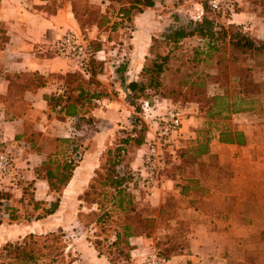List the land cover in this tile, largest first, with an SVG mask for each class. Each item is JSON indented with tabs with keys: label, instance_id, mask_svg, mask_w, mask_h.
I'll return each mask as SVG.
<instances>
[{
	"label": "crops",
	"instance_id": "crops-1",
	"mask_svg": "<svg viewBox=\"0 0 264 264\" xmlns=\"http://www.w3.org/2000/svg\"><path fill=\"white\" fill-rule=\"evenodd\" d=\"M52 1L54 12L47 9ZM239 4L241 8L229 22L239 23L255 34L256 18H261L259 23H262L264 17H258L251 0H240ZM68 30L79 31L70 0H0V141L12 146L14 172L26 179H32L34 169L54 152L58 137L72 134L74 117L61 118L55 109H49L46 99L47 95L64 93L68 73L82 72L73 60L55 53V40ZM138 31L137 27V36L132 40V58L122 74L128 79L121 86L106 88L108 94L101 97L99 106L92 110L102 125L94 136L98 144L86 151L74 170L72 179L62 191L58 210L66 204L75 183L76 196L88 186L99 161L100 144L122 127L118 122L121 116L125 117L123 113L129 106V90L125 83L138 77L151 44L150 40L139 37ZM20 72H37L47 80L42 86L23 91L22 101L30 106L27 116H12V111L7 116L9 78ZM115 72L120 74L116 69ZM227 89L216 88L210 92L211 95H234L233 90ZM154 101L153 106L158 110L160 103L171 100L155 98ZM197 104L187 102L185 108L189 115L183 119L178 134L166 143L172 153L171 162H177L176 148H190L197 142L198 130L207 128L206 118L194 110ZM237 106L252 109L234 112L221 120L218 128H212L209 152L199 158L201 163L194 167L183 164L169 175H160L155 186L142 187L143 191L133 189L138 190V199L154 210L151 215L154 224L160 217L165 222L158 225L139 222V234L130 237L132 264H151L148 258L144 259L143 251L156 250L158 239L171 242H162L164 247L171 245V252L170 257L159 264L188 261L192 264H238L248 250L259 249L264 254V99L255 98ZM28 120H32L31 127L37 132H26L17 140L15 134L25 131ZM147 126L148 135L145 142L134 149L133 158L126 166L129 169L141 165L147 143L155 134L156 124L152 122ZM220 130L243 131L245 143H221ZM35 187V197L47 199V182L39 179ZM148 216L142 215V219ZM94 264L110 262L95 251Z\"/></svg>",
	"mask_w": 264,
	"mask_h": 264
},
{
	"label": "trees",
	"instance_id": "trees-1",
	"mask_svg": "<svg viewBox=\"0 0 264 264\" xmlns=\"http://www.w3.org/2000/svg\"><path fill=\"white\" fill-rule=\"evenodd\" d=\"M52 2L53 3H50L47 7L50 12H54L56 9L54 1ZM70 2L72 12L78 24L92 21V23L97 26H101L108 23L110 20L106 14L107 12L102 13L100 8L89 0H70ZM154 3V0H130L128 6H120L116 14V16H118L116 17L117 19L113 20L110 24L111 29L114 30L117 25L124 20L130 21L134 11L142 12L144 7H152ZM205 8H207L206 5H204V9ZM200 18L201 19L195 22L194 26L190 29L175 27L164 33L162 36L165 45H177L181 39L197 34L206 39V57L211 58L218 53V62L230 61L239 64L241 60L238 54H252L260 59L261 66L264 67V39L253 36L240 25L232 22L226 24L219 23L205 14ZM100 49L101 45L96 44L95 50ZM93 54L94 53H92V55ZM152 55L153 57L150 58L147 63L144 61L138 77L125 83L129 90L127 99L128 104L133 108L129 119V127H119L117 132L122 134L115 135L112 145L109 147L107 146L105 150V173L99 182L101 186L110 189L112 208H103V201H95L100 205V210L102 209V212L95 220V225H98V227L100 225V231H93V239H91L89 235L87 237V240L91 242L98 255H103L110 264L133 263L130 252V237L138 235L139 233L135 228V219L125 218L122 216V213L128 211L139 212V208L135 206V201H141L142 199H138V195L134 196L127 190L130 172L125 170L124 167L131 162L134 149L140 147L145 142L148 135V126L141 116L145 103L149 105L153 102L154 97L161 95L166 99L180 98L186 102H196L201 105V107L203 104H208L205 108L206 116H204L206 122H208L207 128L198 130L197 142L190 148H176L175 156L177 162L165 161L160 175H169L170 172H173L172 170L181 168L183 164L184 166L188 165L193 167L198 164L199 158L203 154L209 152L210 132L212 128H218L217 126L221 120L229 118L234 112L252 109L240 108L237 106L238 104L249 102V100H254L255 98L258 101L264 98V79L261 82H238L241 88L233 90L234 95L231 96L220 94L210 96L208 94V89L203 88L204 83L195 80H188L189 86L192 87L195 85L200 87V85H202L201 88L169 87V85L163 81V74L170 64L169 53H155ZM126 65L127 64L121 62L115 68L116 71L121 74L120 80L122 82H125V78L122 74L126 70ZM245 67L249 68L251 65H246ZM101 71L102 62L94 60L93 55L90 57L86 69L82 70V75L78 71L67 74L65 77L64 93L46 96L51 111L55 109L60 114L61 118L66 116L74 117L72 134L70 136L57 138V150L54 153L48 154L46 159L34 169V177L32 179L20 177L16 173L7 185H4L5 187L3 190L0 189V192H5V194H1L2 198H14L17 202L24 201L31 203L35 210L41 209V212L34 216L35 220L50 216L58 210L62 191L72 179L74 170L80 164L86 153L82 146L83 139L78 136V133L85 132V130L99 123L98 117L92 114V110L99 106L98 101L101 97L108 94L106 88H87L86 85L93 86L96 82L95 77L97 73ZM46 80L47 77L37 72H20L10 77L8 98L5 103V114L8 116L9 112L12 111V116L23 114L27 116V110L30 106L25 101H22L23 91L33 90L42 86L45 84ZM234 96L235 98L230 102L228 98ZM31 123H33L32 120H28L24 127L25 131L15 134L17 140L26 132L31 134L37 132L34 127H31ZM219 141L228 144H244L245 135L241 130H220ZM94 175L97 176L96 168L94 170ZM39 179H43L47 182L48 191L52 195L50 200L43 201L35 197V182ZM93 188L94 184L92 182L89 183L88 190L83 192L84 196H87L89 189L91 190ZM105 193L108 192H103V197L107 195ZM42 204L44 206L41 207ZM146 204L150 206L148 203ZM14 210V207L2 209L10 219L17 218L13 213ZM112 212L118 216L117 220L114 221L118 229L111 235V239L107 238L106 235L101 237L100 233L103 231L102 227H105L108 220L111 222L113 221ZM136 214L137 220L140 221L142 219L141 214ZM150 219H152V217L148 216L147 221ZM1 223L2 221L0 220V224ZM60 228L59 226V230L61 231ZM28 235L31 237L33 234L30 232ZM54 235L55 234L52 233L46 236L48 243L45 244L47 250L44 255L47 258L62 254L60 252L62 244L59 240H54V237H56ZM26 236L24 237L22 246L14 244V246H12L13 248H9L11 249L9 251H13L12 258L17 261L16 264H37L39 248L33 241L27 240ZM8 245L11 247V242H9ZM170 252L171 250L169 248L164 247L158 251V255L166 260L170 257ZM51 259L55 260V258ZM62 259L63 257L61 255L60 260ZM53 260H50V262L46 264H50ZM61 264H64L63 260ZM185 264L192 263L188 261ZM238 264H264V254L259 249L248 250L244 254L243 261Z\"/></svg>",
	"mask_w": 264,
	"mask_h": 264
},
{
	"label": "rangeland",
	"instance_id": "rangeland-1",
	"mask_svg": "<svg viewBox=\"0 0 264 264\" xmlns=\"http://www.w3.org/2000/svg\"><path fill=\"white\" fill-rule=\"evenodd\" d=\"M89 1L97 5L102 13L107 12L106 14L110 20L108 23H105L101 26H97L96 24L92 23V21L78 24L79 31L77 33L79 34L80 38L83 39L91 52L94 53V60L102 62V71L97 73L95 77L96 82L93 84V86L86 85L87 88H116L115 86L122 85L120 74L115 72V68L121 62L128 64L131 60L133 50L132 40L135 36H137V27L139 28L138 36L144 40H150L151 42L149 51L145 55V63H147L150 58L153 57L152 54L169 53L170 64L168 69H166L163 74V81L169 85V87L201 88L202 85H200V87L195 85L190 87L188 80L201 81L204 83L203 88H207L208 94L212 96V91L210 92L212 89L228 88L229 90H237V88H241L238 85V82L240 81L261 82L264 79V67L261 66L260 59L256 58L252 54H238V57L241 60V63L239 64L230 61L220 63L218 62V53H216L211 58L205 56L206 39L200 37L197 34L181 39L177 45H165V42L163 41L164 39L162 35L164 33L175 27H185L190 29L194 26L195 22H198L201 19L200 17L203 14L214 19L216 22L224 24L228 23L230 20H233L235 13L241 8V5L239 4L240 0H238L235 4L234 11L227 14L213 12L209 8H203L202 11V6L197 0H154V6L144 7L142 12L134 11L130 21L124 20L118 24L114 30L111 29L110 24L113 20L117 19L116 17L118 16H116V14L118 8L120 6H128L130 0ZM251 1L256 6L255 9L259 15L258 17H264V0ZM136 16L139 17L136 18ZM260 20L261 18H256L254 30L256 33H260L261 36H258L256 33H251V30L248 32L257 38L264 39V18L262 23H259ZM234 24L240 25L239 23L235 22ZM240 26L242 27V25ZM96 44L101 45L100 50H95ZM246 65H251V67L247 68L245 67ZM79 72L81 73V71ZM82 74L83 73H81V75ZM127 79L128 78L125 77V80ZM155 98L162 99L164 97L161 95L154 97L153 102L147 106L146 110H143L141 116L146 124L151 125L154 116L163 114L166 108L170 106H176L181 109L182 120L186 118V115H189V113H187L189 111H187L185 108V105L187 104L186 101H183L180 98H173L170 99V102L164 104L160 103L158 106L160 108L157 110V106H153ZM228 99L230 100L231 97ZM206 105L208 104H203L201 107V105L197 104V107H195L194 110L197 111L199 115L206 116ZM132 109L133 108L129 105L127 112L124 111L125 113L123 114H125V117L121 116L122 120L118 122L119 126L121 124V126L129 127L128 124ZM100 129H102V125H100L99 121L97 125L85 130V132L78 133V136L83 139L82 146L84 147L85 151H90L94 144H98V139H96L94 136ZM119 134L122 133H118L116 131L115 135ZM115 135L108 136L103 141V144H100L99 146L101 153L99 161L96 164L97 176L94 175L93 172L91 179L88 182V184L92 182L94 184V188L91 190L89 189L87 196H84L83 192L88 190L87 186L79 193L78 196H76L75 183V188L73 190L71 189L70 196L68 197L67 202H65L66 204H64L57 212H55V214L35 220L34 216L41 212V209L35 210L33 209V205L31 203L24 201L17 202L14 198H2L1 194H5V192H0V220L2 221L0 224V264L17 263V261L12 258L13 251L10 252L9 250L11 249L9 248H13L12 246H14V244H19V246H22L24 237L30 232L33 235L31 237L29 235L26 236L27 240L33 241L39 248V254H37V264H46L47 262H50V260H53L51 258H55V260H53L50 264H61L62 260L64 264H94L95 249L91 242L87 240V237L89 235L91 236V239H93V231H100V225L99 227L98 225L96 226L95 220L102 212V209L100 210V205H98V203L95 201H103V208H112V197L110 195L111 191L109 188L101 186L99 182L103 178L106 168L105 150L107 146L109 147L112 145ZM57 145L58 142H56L54 152L57 150ZM11 147L12 146H6L5 142L0 141V152H7L11 157V168L9 173L4 175L0 174V189L2 190L5 187L4 185H7L11 178H13L16 174L13 169L14 156L10 151ZM169 150L170 149H167V145L163 147V153L161 154L162 160L171 161L170 157L172 153H170ZM124 168L128 172L134 170L129 169L126 166ZM130 188L127 187V190L130 191L134 196L138 195V190L134 191L133 189L140 188V190L143 191V188L139 186H134L131 189ZM103 192H108L105 193L107 194L105 197H103ZM46 198L47 199L44 197L42 200H50L52 195L48 193ZM70 201H72V203H69ZM135 203V206L139 208V212H123L122 216L125 218L135 219V228L137 231L140 230L139 222L141 224L149 225H158L165 222L163 217L156 219L155 224L153 221L154 218L150 219L149 221H147L148 217H145L144 220H137L136 213H140L141 216H151L155 212L143 200H137ZM42 206L44 205L42 204L41 207ZM10 207H14L15 210L13 213L17 216V218L10 219L8 218V215L2 211L3 208ZM112 218V222L108 220L105 224V227H102L103 231L100 233L101 237L106 235L107 238L111 239V235H113L115 230L118 229L114 222L117 220L118 216H116L114 212H112ZM59 226L61 227V231L59 230ZM52 233L55 234L54 236H56L54 237V240H59V242L62 244V248L60 250L63 257L62 260H60L61 255H56L55 257L49 258L45 257L44 255L47 250L45 244L48 243L46 236ZM164 241L166 243L168 241L170 242L169 239H158L156 241V251H159L157 250V247L164 248L162 245V242ZM9 242L12 244L11 247L8 245ZM170 246L171 245H168L167 248ZM143 253L144 259L146 260L149 254L148 249L144 250ZM92 260L93 263H91Z\"/></svg>",
	"mask_w": 264,
	"mask_h": 264
},
{
	"label": "built area",
	"instance_id": "built-area-1",
	"mask_svg": "<svg viewBox=\"0 0 264 264\" xmlns=\"http://www.w3.org/2000/svg\"><path fill=\"white\" fill-rule=\"evenodd\" d=\"M202 6H207L211 11L227 14L234 11L238 0H197ZM55 52L65 58L75 62L82 70H85L91 50L87 44L80 38L77 32L68 30L57 38L54 42ZM148 104L145 103L143 110H146ZM153 122L156 124V131L153 138L147 143V150L143 153L141 165L130 172V180L127 187H153L158 183L161 170L165 165L161 154L167 141L178 134L182 127V111L176 106L166 108L163 114L154 116ZM172 160V159H171ZM11 168V157L7 152H0V174H8ZM151 264H159L163 259L156 250H152L148 256Z\"/></svg>",
	"mask_w": 264,
	"mask_h": 264
}]
</instances>
